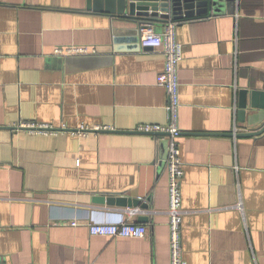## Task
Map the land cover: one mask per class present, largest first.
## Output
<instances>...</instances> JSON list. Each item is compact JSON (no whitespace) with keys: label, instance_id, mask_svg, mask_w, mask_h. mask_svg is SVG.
I'll list each match as a JSON object with an SVG mask.
<instances>
[{"label":"crops","instance_id":"crops-1","mask_svg":"<svg viewBox=\"0 0 264 264\" xmlns=\"http://www.w3.org/2000/svg\"><path fill=\"white\" fill-rule=\"evenodd\" d=\"M92 1L0 0V264H169L166 137L134 132L166 124L163 55ZM176 37L183 260L264 264V131L237 136L261 129L264 112L244 123L236 114L238 91H264V0H223L177 22ZM68 46L96 53L54 55ZM31 123L114 131L81 138L18 127ZM112 195L148 209L93 203ZM123 222L146 235L87 228Z\"/></svg>","mask_w":264,"mask_h":264},{"label":"built area","instance_id":"built-area-1","mask_svg":"<svg viewBox=\"0 0 264 264\" xmlns=\"http://www.w3.org/2000/svg\"><path fill=\"white\" fill-rule=\"evenodd\" d=\"M177 22L168 20L162 25L159 34L153 31V25H142L139 34L144 47H156L163 55L164 65L156 77V84L163 88L166 94L164 107L167 121L164 125H139L134 130L138 134L156 135L166 137L167 155L164 167L167 174V187L169 196L168 228H169V264H186L182 257V217L184 211L181 207V179L183 177V163L180 157L178 139L181 135L179 128V63L182 59V45L176 37ZM96 51L87 46L57 47L54 55L60 57L81 56L95 54ZM235 121V115H234ZM21 130L31 135L57 136L68 133L73 136L85 138L90 134L103 131H114L111 127H86L80 125L70 130L61 125L54 127L48 124H21ZM235 129V128H234ZM75 164L78 166L79 161ZM88 232L91 236L110 238L140 239L146 235V227L141 224L123 222L119 224L88 223ZM34 264V263H29Z\"/></svg>","mask_w":264,"mask_h":264},{"label":"water","instance_id":"water-1","mask_svg":"<svg viewBox=\"0 0 264 264\" xmlns=\"http://www.w3.org/2000/svg\"><path fill=\"white\" fill-rule=\"evenodd\" d=\"M223 0H99L106 7L111 6L112 14L122 24L131 26L134 34L139 36L142 25H155L168 20L181 21L194 16L207 15L213 8L219 7ZM92 0H87V9L91 8ZM264 112V91L243 89L238 91L237 120L241 123L251 121L254 116ZM262 114V113H261ZM264 126L255 132H249L241 137H251L261 134ZM167 151V142H166ZM165 160V159H164ZM164 162L162 163L164 167ZM93 203L117 206L121 208L140 207L147 210L148 205L140 200L122 197L120 195L100 196L93 198ZM146 217H139L136 223L145 222Z\"/></svg>","mask_w":264,"mask_h":264},{"label":"trees","instance_id":"trees-1","mask_svg":"<svg viewBox=\"0 0 264 264\" xmlns=\"http://www.w3.org/2000/svg\"><path fill=\"white\" fill-rule=\"evenodd\" d=\"M179 22V21H178Z\"/></svg>","mask_w":264,"mask_h":264}]
</instances>
